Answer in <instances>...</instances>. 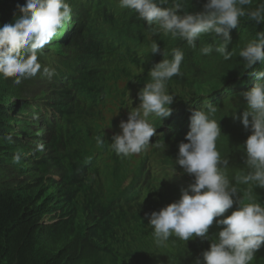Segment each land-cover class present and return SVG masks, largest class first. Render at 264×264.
Segmentation results:
<instances>
[{"label":"clouds","instance_id":"9594fccd","mask_svg":"<svg viewBox=\"0 0 264 264\" xmlns=\"http://www.w3.org/2000/svg\"><path fill=\"white\" fill-rule=\"evenodd\" d=\"M116 2L134 12L118 37L145 66L114 59L102 75L94 71L88 85L77 84L90 116L74 125L70 144L80 150L74 162L98 166L101 209L124 216L112 235L132 236L133 251L149 250L165 264H264V31L244 46L231 31L242 25L247 33L245 16L264 24V2L252 8L253 0H206L202 11L184 14L178 0ZM19 11L14 23L0 27V76L15 84L41 71L39 54L60 28L69 39L80 31L68 29L74 19L68 0H26ZM152 31L167 35L170 59L160 57ZM204 36L214 44L189 55ZM213 51L224 60L241 58V74L219 77L209 62ZM154 58L163 60L153 65ZM43 74L54 71L44 67ZM41 106L47 110L42 121ZM34 108L29 126L50 115L45 104ZM175 124L183 129L171 132ZM39 132L34 145L44 139ZM81 137L92 139L96 150L81 148ZM21 159L18 151L13 162ZM78 167L83 179L87 165Z\"/></svg>","mask_w":264,"mask_h":264},{"label":"trees","instance_id":"16d2710c","mask_svg":"<svg viewBox=\"0 0 264 264\" xmlns=\"http://www.w3.org/2000/svg\"><path fill=\"white\" fill-rule=\"evenodd\" d=\"M178 2L184 14L202 11L206 0ZM261 2L264 0H253L250 7ZM25 3L26 0H0V27L14 23ZM68 3L72 12L79 15L77 35L71 40L60 28L39 54L42 68L35 77L15 84L14 78L0 76V264H165L166 258L161 259L149 250L137 254L136 247L133 251L132 236L112 235L124 216L108 215L101 209L105 199L100 193L98 166L94 161L93 164L79 159L74 162L80 150H73L70 145L75 138L74 125H85L90 116L81 101L83 91L77 84L88 85L94 71L96 77L102 75L114 59L120 63L133 60L145 66L138 51L131 44L125 46L118 37V32L131 22L133 12L127 13L116 0H68ZM74 14L71 18H75ZM245 18L253 28L247 24L246 33L241 18V26L231 30L235 42L243 46L258 31H264V24ZM152 33L161 48L160 57L170 59L164 47L167 35ZM201 39L203 42L192 48L193 53L188 51L189 55L199 52L204 45L214 44L212 37ZM212 53L209 62L216 66L219 77L231 74L236 78L241 74V58L232 55L224 60L219 53ZM156 59L153 65L163 60ZM44 67L53 70L54 75L43 74ZM39 103L50 109L45 121L49 124V136L46 141H39L42 148L30 142L24 144L21 139L25 134L34 135L28 133V120L34 105ZM79 143L81 148L96 150L92 139L81 137ZM18 151L22 159L16 164L13 156ZM163 162L170 164L168 160ZM85 164L84 178L80 179L82 171L78 165ZM129 258L132 259L127 262ZM167 260H175V256Z\"/></svg>","mask_w":264,"mask_h":264},{"label":"bare ground","instance_id":"6f19581e","mask_svg":"<svg viewBox=\"0 0 264 264\" xmlns=\"http://www.w3.org/2000/svg\"><path fill=\"white\" fill-rule=\"evenodd\" d=\"M84 2V1H83ZM83 6V5H82ZM73 11V10H72ZM189 12V11H188ZM133 14H134V12H133ZM72 15V14H71ZM75 16V18L74 19H71V23L68 25V29L70 28V26L71 25H74V27L72 28V30L73 31H75V30H77L78 29V27H79V24L77 25V23H78V21H79V15H77L76 16V14H74L73 15V17ZM80 20H81V17H80ZM85 26V25H84ZM66 27H62V32H63V30L65 29ZM64 33H66L65 32V30H64ZM58 38V37H57ZM72 40V39H71ZM65 43H67V42H65ZM64 48V47H63ZM123 50V49H122ZM132 50V49H131ZM53 51V50H52ZM54 53V52H53ZM128 53V52H127ZM139 53V52H138ZM126 55H128V54H126ZM138 55V54H137ZM127 57V56H126ZM128 58V57H127ZM139 58V57H138ZM235 60H237V59H235ZM51 62V61H50ZM235 62V61H234ZM91 62L89 61V63L87 62V64H90ZM51 64H52V62H51ZM68 67V66H67ZM49 68V67H48ZM50 69V68H49ZM236 69V68H235ZM72 70V69H71ZM74 73V75H76L77 74V72H73ZM79 73V72H78ZM70 75H71V73H70ZM74 77V76H73ZM76 77V76H75ZM69 78H71V77H69ZM59 79V78H58ZM76 81V80H75ZM73 82V81H72ZM76 84H77V82H75ZM71 85H72V83H71ZM68 86H70V85H68ZM67 90H68V88H67ZM224 93V92H223ZM222 93V94H223ZM44 94L46 95V91L44 92ZM65 94V93H64ZM68 94V93H67ZM69 94H71V93H69ZM68 94V95H69ZM222 94H220L219 96H214L213 97V100L212 101H214V103H218V102H220V100H222L223 99V95ZM226 96V95H225ZM64 98H66V97H64ZM80 99V98H79ZM78 99V100H79ZM212 99V98H211ZM210 99V100H211ZM209 100V101H210ZM82 101V100H81ZM84 106V105H83ZM82 109V108H81ZM44 110V107L42 106L41 108H40V110H39V112H41V111H43ZM47 111V110H46ZM36 112H37V110H36ZM86 114V113H85ZM83 116V115H82ZM152 119L154 120L155 119V121L156 120H158V118L157 117H154V116H152V117H150V120L152 121ZM85 121V120H84ZM76 122V121H75ZM154 122V121H153ZM72 123H73V121H72ZM157 123H158V121L157 122H155V125H157ZM73 124H75V123H73ZM165 124H167L168 126H170V124H172V121H170V120H168V122H166ZM165 124H161L160 126H163V125H165ZM49 124H47V123H41V125H39L40 127H44L45 129L47 128V126H48ZM71 125V124H70ZM33 126V125H32ZM168 126H167V128H168ZM183 126L182 125H180V124H175L174 126H172L171 128H170V131L171 132H175V131H178L179 129H183L182 128ZM167 128H163V129H165V130H167ZM170 131L168 132V133H170ZM180 131V130H179ZM187 131V130H186ZM73 157V156H72ZM82 163V162H81ZM84 163H86L85 161H84ZM86 165V164H85ZM79 168V167H78ZM93 171V170H92ZM144 174H145V171H144ZM98 178V177H97ZM91 180V179H90ZM86 182V181H85ZM88 185H89V180H88ZM87 185V186H88Z\"/></svg>","mask_w":264,"mask_h":264},{"label":"rangeland","instance_id":"374dc122","mask_svg":"<svg viewBox=\"0 0 264 264\" xmlns=\"http://www.w3.org/2000/svg\"><path fill=\"white\" fill-rule=\"evenodd\" d=\"M63 50H64V48H63ZM45 111H46L45 107H44L43 111H41V112L38 111V116H37L38 120L42 121L44 119L43 113ZM36 115H37V112H36ZM41 123H43V122H39L38 124H34L33 126H29L28 133H31V131L35 132L37 130H40V132L37 134V137H41V139H42V137H44V141H46L47 140V136H48V130H47V128L45 129L44 127H40L39 125H41ZM21 139L24 142V144H27L28 142L36 144L38 142V140L36 138H34L32 136H29V134L22 135Z\"/></svg>","mask_w":264,"mask_h":264}]
</instances>
